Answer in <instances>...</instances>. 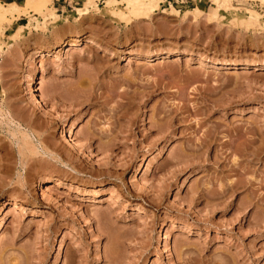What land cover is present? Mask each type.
Segmentation results:
<instances>
[{
    "label": "rangeland",
    "instance_id": "obj_1",
    "mask_svg": "<svg viewBox=\"0 0 264 264\" xmlns=\"http://www.w3.org/2000/svg\"><path fill=\"white\" fill-rule=\"evenodd\" d=\"M230 3L2 24L0 264H264V2Z\"/></svg>",
    "mask_w": 264,
    "mask_h": 264
},
{
    "label": "bare ground",
    "instance_id": "obj_2",
    "mask_svg": "<svg viewBox=\"0 0 264 264\" xmlns=\"http://www.w3.org/2000/svg\"><path fill=\"white\" fill-rule=\"evenodd\" d=\"M158 0H107V5H108V12L110 14H119L123 19H125V21H128L131 19V15L136 16V18H142L145 17L146 15H150L151 12H153V8L155 5H157ZM231 0H211L212 4H213V10L206 12L202 9V7H200L199 5L193 6L192 9L187 10L185 15H190L192 16V18L194 17L198 19V17H205L206 20H208V22H212L213 20L217 19L219 16V10L221 8L222 5H224L225 3L227 5H230ZM264 2V0H262ZM50 2V0H26L25 6H19L16 4H4L2 2H0V36L3 34L4 32V25H2L3 23H11L14 19H18L20 17H22L23 15L27 14L28 9H35L40 15H42L43 17V24H45L48 20L47 17H49L51 20H58L59 19V15L56 13V9L54 7H51V9L47 12H45L43 9L44 7ZM123 2V4L125 3L127 5L128 8V12L130 13H126L125 12H120L118 13V11L112 7L115 6V4L117 3H121ZM92 3V0H84L83 4V8L84 10L81 11V14H84L87 12V10H85V6L89 5ZM233 6V5H232ZM228 7V6H227ZM234 7V6H233ZM126 8V9H127ZM225 8V7H224ZM236 9L240 8V7H234ZM249 11V15L247 17H234L233 20L239 22L240 24H246V25H252L254 22L257 21L258 17H259V13L256 10L253 9H249L247 8ZM173 10V9H172ZM175 13V12H174ZM115 16V15H113ZM118 17V15H117ZM185 17V16H184ZM133 18V17H132ZM188 18V17H187ZM203 19V18H202ZM216 21V20H215ZM233 21V22H234ZM131 22V21H130ZM48 23V22H47ZM213 23V22H212ZM254 25V24H253ZM256 25V24H255ZM24 26H20L17 25L15 32H13L10 36L16 37L20 34L22 28ZM75 37V36H74ZM77 39V38H76ZM57 41V40H56ZM77 42V41H76ZM75 41H73V43L71 42V44H74ZM120 44V43H119ZM72 46V45H71ZM70 49V48H69ZM75 49V48H74ZM149 52V51H148ZM54 53V52H53ZM56 53V50H55ZM145 53V52H144ZM57 54V53H56ZM55 54V55H56ZM138 54V52H137ZM164 55V54H163ZM57 56V55H56ZM165 56V55H164ZM177 56V55H176ZM145 58V57H144ZM201 58V57H200ZM203 60V59H202ZM221 61V59H218ZM217 60V61H218ZM231 62V61H230ZM215 65V64H214ZM224 66V64H223ZM242 66V65H241ZM234 67V66H233ZM254 68V67H253ZM229 69V68H228ZM243 69V68H242ZM248 69V68H247ZM262 70V69H261ZM42 77V76H41ZM40 77V78H41ZM42 80V79H41ZM40 81V79H39ZM38 81V82H39ZM84 82H79V84L77 85H84ZM86 83V82H85ZM87 84H92L91 82H87ZM76 85V86H77ZM81 85V86H82ZM86 85V84H85ZM88 85V86H89ZM91 86V85H90ZM34 89V88H33ZM77 89V88H76ZM30 90V89H29ZM87 93V92H86ZM91 92H88L86 96H90ZM71 94V93H70ZM41 96V95H40ZM39 97V96H38ZM37 97V99H38ZM78 97V96H77ZM43 97H41L39 100H37L38 104L40 102V100ZM36 101V100H35ZM84 102V101H83ZM42 103V102H41ZM40 105V104H39ZM43 105V104H42ZM9 123L11 124V133L12 135L15 137L16 140V144L18 146V150H19V154H21L23 156L22 159H24V155L25 153L28 151V140L31 139V135L30 132H28L25 128H22L21 125H17L16 122H14V120H9ZM48 129H54L53 125L49 124ZM49 130V131H51ZM68 130V129H67ZM67 132V131H66ZM53 135V134H52ZM53 138V136H52ZM50 139V138H49ZM14 140V141H15ZM52 140V139H51ZM15 143V142H14ZM74 144V143H73ZM257 156V155H256ZM23 165V162H22ZM38 183V182H37ZM36 183V184H37ZM39 185V184H38ZM233 185V184H232ZM231 185V187H232ZM235 185V184H234ZM232 189V188H230Z\"/></svg>",
    "mask_w": 264,
    "mask_h": 264
},
{
    "label": "crops",
    "instance_id": "obj_3",
    "mask_svg": "<svg viewBox=\"0 0 264 264\" xmlns=\"http://www.w3.org/2000/svg\"><path fill=\"white\" fill-rule=\"evenodd\" d=\"M98 1H104V0H98ZM168 3H176L179 2L180 4H188L191 6H196L199 5L200 7L204 8L205 4H207L209 1L211 0H166ZM0 2L4 3V4H16L19 6H25L26 0H0ZM84 0H69V2L63 1V0H50V2L44 7L43 10H45V12L49 11L51 9V7H54L56 9V13L59 15L60 19L62 17H65L66 14H69V10H67L66 8L68 6H72L73 4H81L79 6H75L74 7V14H77L79 11H82L83 9V4ZM36 10L34 9H29L26 15H23L22 17L18 18V19H26L29 16H32V12H34V14H37L35 12ZM65 13V15H64ZM35 17V16H34ZM17 19V20H18ZM24 26V25H22Z\"/></svg>",
    "mask_w": 264,
    "mask_h": 264
},
{
    "label": "built area",
    "instance_id": "obj_4",
    "mask_svg": "<svg viewBox=\"0 0 264 264\" xmlns=\"http://www.w3.org/2000/svg\"><path fill=\"white\" fill-rule=\"evenodd\" d=\"M63 1L69 2V0H63Z\"/></svg>",
    "mask_w": 264,
    "mask_h": 264
}]
</instances>
